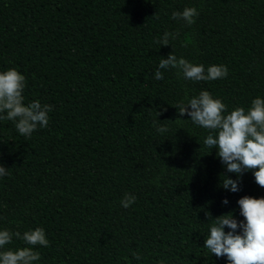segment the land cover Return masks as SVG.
<instances>
[{"label": "trees", "instance_id": "obj_1", "mask_svg": "<svg viewBox=\"0 0 264 264\" xmlns=\"http://www.w3.org/2000/svg\"><path fill=\"white\" fill-rule=\"evenodd\" d=\"M187 7L194 24L171 19ZM165 31L178 33L167 46ZM171 52L228 75L192 81L170 68L157 81ZM10 68L25 77V104L53 110L30 137L0 119V230L40 227L49 246L13 236L0 252L32 247L34 264H228L204 247L213 219L243 222L237 201L264 187L250 170L239 191L224 189L237 175L176 106L201 91L225 114L264 99V0H0V72Z\"/></svg>", "mask_w": 264, "mask_h": 264}, {"label": "clouds", "instance_id": "obj_2", "mask_svg": "<svg viewBox=\"0 0 264 264\" xmlns=\"http://www.w3.org/2000/svg\"><path fill=\"white\" fill-rule=\"evenodd\" d=\"M197 15L195 7H187L182 12L173 11L171 19L183 20L190 26L195 23ZM176 36L178 33L165 31L157 43L167 46L170 39ZM170 68L178 70L184 79L192 81H212L228 75L225 65H212L205 69L204 65L193 64L171 52L167 58L160 59L154 79L163 80L164 75L160 70ZM25 86V77L15 68L0 72V113H6L0 119L15 122L17 131L30 137L38 127L48 126V113L53 110V106L41 104L39 100L25 104ZM176 107L180 116L187 113L194 124L209 130L204 145L209 149L215 147L227 172L237 175V180L224 177V189L239 191V176L250 170H254L255 182L264 187V99H253L247 111L236 107L225 114L226 105L219 98H214L208 91H201L198 96L188 99L186 104ZM156 130L161 133L168 131L166 126L157 127ZM8 174V170L0 165V177ZM135 200L134 195L125 194L120 203L123 208H128ZM222 203L227 205L228 200L224 199ZM237 203L244 221L238 222L232 213L213 219L204 247L218 258L226 256L228 264H264V198L244 196ZM225 227L229 229L227 232ZM237 229L240 231L237 232ZM13 236L30 246H49L44 229L37 227L23 235L7 229L0 230V248L11 243ZM134 256L137 260L141 259L138 253H134ZM39 259V252L32 247L0 252V264H34Z\"/></svg>", "mask_w": 264, "mask_h": 264}]
</instances>
